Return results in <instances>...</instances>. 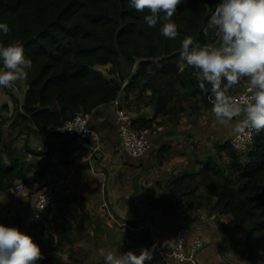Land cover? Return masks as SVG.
<instances>
[{
  "label": "trees",
  "instance_id": "obj_1",
  "mask_svg": "<svg viewBox=\"0 0 264 264\" xmlns=\"http://www.w3.org/2000/svg\"><path fill=\"white\" fill-rule=\"evenodd\" d=\"M217 2L181 0L171 17L177 36L169 38L159 32V22L150 27L143 20L147 9L138 11L128 0H0V21L10 29L0 32V41L18 39L32 60L23 79L29 88L21 115L38 129H57L79 112L91 114L109 104L141 79L152 91L155 115L174 113L169 107L173 95L167 89L173 87L175 92L176 85L201 95L209 104V86H199L195 69L180 68V42L191 36L194 42L209 43L214 35L204 29ZM136 61L137 68L123 88L125 63ZM109 63L118 68V76L108 77L97 68ZM226 147L230 148L228 144L220 148ZM229 155L230 174L211 157L199 171L176 177L172 191L178 197L195 199L203 186L204 195L196 201L199 205L201 199H215L213 211L231 214L233 225L247 226L257 235L256 242L264 243V129L256 135L247 161L234 150L229 149ZM30 170L17 150L2 142L0 129V190L14 189ZM235 176L238 185L232 184ZM73 226L74 216L67 207L53 213L50 206L46 208L26 231L43 253L37 264H84L72 249L68 261L58 254L75 243ZM146 264H155L154 257Z\"/></svg>",
  "mask_w": 264,
  "mask_h": 264
},
{
  "label": "crops",
  "instance_id": "obj_2",
  "mask_svg": "<svg viewBox=\"0 0 264 264\" xmlns=\"http://www.w3.org/2000/svg\"><path fill=\"white\" fill-rule=\"evenodd\" d=\"M245 82L246 77H242L231 90H239ZM28 88L23 79L14 81L11 87H0L2 142L17 150L26 167L31 165L21 180L30 181L34 191L30 202L46 185H62V191L50 205L51 211L67 207L73 214L75 243L64 249L73 246L84 264H105L104 249L125 251L129 232L140 244L137 254L141 247L147 248L144 242L150 234L151 244L157 236L165 251L170 252L176 229L183 224L191 230L188 243L199 235L209 238L210 243L197 255L203 264H264L261 257L251 259L229 249L231 214L208 213L193 197H178L172 192L176 177L199 171L211 157L220 159V155H225L226 163L230 164L229 147H217L228 144L238 127L222 124L210 111V103L203 105L199 113L183 111L172 119L170 115H155L151 103H135L131 93L122 91L123 106L131 112L135 125L154 121L153 125L143 127L150 130V150L134 158L122 149L117 109L112 101L90 114L91 127L100 135L96 151L95 142L78 140L58 128L38 129L24 119L21 113ZM4 158L9 162L6 155ZM24 190H0V210L20 211L23 202L15 194ZM117 220H124V224ZM31 223L28 217L26 231ZM120 231L126 234L120 236ZM150 251L155 263L158 262L152 245Z\"/></svg>",
  "mask_w": 264,
  "mask_h": 264
},
{
  "label": "clouds",
  "instance_id": "obj_3",
  "mask_svg": "<svg viewBox=\"0 0 264 264\" xmlns=\"http://www.w3.org/2000/svg\"><path fill=\"white\" fill-rule=\"evenodd\" d=\"M138 11L147 9L143 20L148 26L159 22V32L169 38L177 36V25L171 17L181 0H128ZM9 25L0 21V32L8 33ZM205 32L215 41L200 44L191 36L180 42V57L193 72L199 86H209L210 111L225 125L243 126L259 132L264 129V0H218L211 12ZM32 60L18 40L0 41V87H11L26 79ZM242 77L247 78V95L237 99L228 94ZM128 79V78H127ZM239 117L238 120H233ZM105 264H146L152 254L141 247L104 249ZM40 245L16 225L0 222V264H37L42 259Z\"/></svg>",
  "mask_w": 264,
  "mask_h": 264
},
{
  "label": "built area",
  "instance_id": "obj_4",
  "mask_svg": "<svg viewBox=\"0 0 264 264\" xmlns=\"http://www.w3.org/2000/svg\"><path fill=\"white\" fill-rule=\"evenodd\" d=\"M129 79H126L122 85L124 88ZM17 89V87H15ZM228 94L234 96L239 101L242 95H247V78L243 86L237 90H228ZM121 92L112 100V103L117 109V120L119 122V134L122 141V149L131 157L138 158L145 155L151 148L150 130L148 128H137L135 120L131 112L123 106L121 99ZM210 92L207 94L208 102ZM23 111V109H22ZM58 129L64 132L72 133L78 140L95 142V150H99L100 135L95 131L90 124V114L83 112L77 113L71 120L64 123ZM260 132V131H259ZM254 129H249L239 126L234 134L228 139V145L240 156H248L252 149L256 135L259 133ZM26 183L20 181L15 186L16 191L26 189ZM62 191V185L55 183L46 185L39 190L37 195L32 200L30 212L28 214L29 220L34 224L38 222L44 211L52 204L55 197ZM189 225L183 224L177 227L175 232V241L173 249L170 252L165 251L159 237L154 236L152 241V248L157 255L155 264H203L197 255L206 245L210 243L206 235L195 236L189 243L190 235ZM189 248V250H188ZM170 259L174 260L172 263Z\"/></svg>",
  "mask_w": 264,
  "mask_h": 264
},
{
  "label": "rangeland",
  "instance_id": "obj_5",
  "mask_svg": "<svg viewBox=\"0 0 264 264\" xmlns=\"http://www.w3.org/2000/svg\"><path fill=\"white\" fill-rule=\"evenodd\" d=\"M214 41H215V37H213L209 41V43H212ZM97 68L102 70L108 77L118 76V73H117L118 68L113 66L111 63L104 65V66H97ZM136 68H137V61L134 64L125 63V73L127 74L128 79L134 73ZM180 68H181V70H184V69L191 70L192 68L195 69L193 66L188 65L186 63V61H184L182 58H181ZM195 70H197V69H195ZM129 80H131V79H129ZM229 90H231V88ZM150 91L151 90H150V88H147L146 81L144 79H141L140 82L135 87H131L127 90V92L131 93V95L133 96L132 99L134 98L135 103H141L143 105L151 103L154 106V108L156 109V104H155V102H153V94H152V91H151V93H150ZM167 91H169V93L171 95H173L171 104L169 105V107L174 112L172 115H170V117H172V119H175V118L177 119L178 116H180L183 111H186L187 113L190 112L192 114L199 113L202 110V108H204L205 105H208V103H206L203 100V97L201 95L190 94L189 93L190 90L188 88L185 89L179 85H176L175 92H173V87H168ZM150 96H151V99H150ZM153 123H154V121H146L145 120V122H143V124H136V127L141 128L142 125L149 127V126L153 125ZM219 147H221V146H218L217 148L219 149ZM229 149L233 150L231 148H229ZM227 154H228V151H227ZM225 157H226L225 155H220L221 160L218 158H217V160H218L219 164L223 168H225L226 171L230 174L229 165L226 163L227 159ZM240 158L243 161H247V156H240ZM26 166H27V163H26ZM233 178H234V180H233L232 184L238 185L239 182L237 181V177L235 176ZM24 182L26 183V186H27L26 189L22 193H16L15 194V198H19V200L21 202H23V205H22L23 207H21L20 211H18L17 209H14V208L8 209V210H2V211L0 210V212H3V213H0V222L10 224V225H16L22 231H26L24 226L26 225V222L28 220V214H29L28 210L31 208V204H32V202H30V200L32 199V196L34 193V191L31 190V186L29 185L30 181L25 180ZM204 191H205V188L203 186H200L196 191L197 195H195L196 196L195 199L197 200L198 198H202L201 196L204 195ZM172 199H173V196H172ZM214 202H215L214 199L211 200L210 202L208 200H206L205 198L200 200V204L202 205V208L204 207L203 209H206L208 213L213 211L212 206H213ZM196 207H198V206H196ZM21 211H24L25 216H21V215H24L23 213H20ZM23 220L25 221L24 223L22 222ZM117 221L120 224H124L123 223L124 220H117ZM231 222H232V220L228 223L230 230H231V240H232L229 249L234 251L237 254H243L244 256H249V258H251V259H253L255 257H261L264 259V243L259 244L256 242L257 235L251 234L250 230L247 226L237 227V226L233 225ZM30 225H33V223H31ZM30 225H29V227H30ZM122 234L124 235V234H126V232L124 231V233H122V231H120V236H122ZM133 236H134L133 233L129 232V235L127 236V240L124 242L125 246L123 248H125L124 249L125 251L128 249H132V250L139 249L140 244L134 240ZM148 238L149 239L146 240L144 243H145V246H147V248L149 250H151V243H150L151 234L148 236ZM73 246H71V247L69 246L70 248L64 249L63 251L59 252L58 254L64 260L68 261L69 260V254H70L69 251L71 249L74 250ZM137 251L138 250H136L135 252H137ZM77 255L80 257L79 254H77Z\"/></svg>",
  "mask_w": 264,
  "mask_h": 264
}]
</instances>
